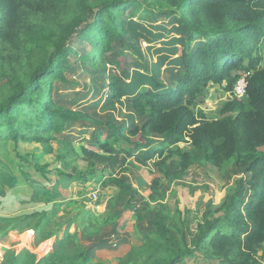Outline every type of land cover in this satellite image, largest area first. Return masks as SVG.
<instances>
[{
  "label": "trees",
  "instance_id": "1",
  "mask_svg": "<svg viewBox=\"0 0 264 264\" xmlns=\"http://www.w3.org/2000/svg\"><path fill=\"white\" fill-rule=\"evenodd\" d=\"M164 14L177 16L172 31L180 37L162 42L163 31L148 36L166 45L168 55L183 43L174 59L181 70L171 86L154 76V88L135 91L130 102L135 122L104 121L55 100L56 82L73 84L66 75L70 55L82 66L106 69L104 54L134 37L129 17L146 25ZM75 38L85 44L84 52L72 47ZM0 63V142L37 146V156L17 153L16 163L0 156V207L11 209L0 220L7 221L8 231L32 230L39 241L56 236L54 251L39 260L29 250L7 249L10 264H27L22 258H32L30 264H92L96 247L108 242L104 227L115 231L126 211L143 242L119 264H181L199 254L218 264H264V0H0ZM244 71L252 72L246 96L226 101L215 119L195 111L205 87L227 84L233 90ZM121 84L109 74L112 100L122 99ZM76 123L80 137L91 133L84 139L94 148L93 159L68 134V125ZM154 136L165 141L147 149ZM183 142L189 146L181 147ZM115 149L124 161L135 155L145 165L158 156L161 173L169 158H178L174 175L162 173L169 185L194 165L220 170L234 162L240 178L219 203L199 199L182 210L168 202L161 177L145 196L126 175L109 171H116L110 158L96 160L98 151ZM63 179L113 187L97 202L106 210L87 209L69 197L58 200L54 195Z\"/></svg>",
  "mask_w": 264,
  "mask_h": 264
},
{
  "label": "rangeland",
  "instance_id": "2",
  "mask_svg": "<svg viewBox=\"0 0 264 264\" xmlns=\"http://www.w3.org/2000/svg\"><path fill=\"white\" fill-rule=\"evenodd\" d=\"M129 18L128 26L131 29V35L134 37L129 38V36H126L124 44L117 42L114 46V51L104 54V64L106 65V69L101 66L96 68L82 66L77 60V55L72 54L69 56L72 65L68 69L66 75L73 84L66 85L56 82L53 92L55 100L60 101V103L70 106L73 109H81L90 113L94 112L102 117L104 121H108L110 118L119 121L122 120V116H127L126 121L131 123L135 122V120L130 118L129 114L132 110L129 108L127 109V106L130 105L131 99L133 95L136 94L135 91L137 89H140L143 86L154 88V84L151 82V78L154 76H156L161 83L169 86L176 81L181 67L174 63V59L180 55L183 43L181 47L178 42V44L174 46V48L177 47L178 51L174 54L171 53L168 55L164 48L166 45L160 42L157 43L153 37L148 36V33L151 31L154 35H157V33L163 31L164 36L160 39L162 42H167L172 36L176 38L180 37V34L172 31V27H175L178 23V19H174L177 18V16L175 14H164L146 25H143V22L137 18ZM139 24L142 25L139 26ZM196 45H198V42L194 43L193 47ZM72 47L80 52L86 50L85 44L78 38L74 39ZM158 48L163 50L158 53ZM171 48L172 47H170V50ZM122 52H125L124 56H121ZM163 58L165 61L160 63V60ZM116 61H119V64H117ZM260 66L263 67V62H260ZM109 74L117 75L121 79V86H123V89L126 92H124L121 100H112L113 98L110 97L108 88ZM3 78L4 75L0 63V82L3 81ZM231 98H234L233 90H231L227 84H210L201 91L198 99L195 100L194 109L195 111L204 110L210 118L215 119L219 116V109H221L223 104ZM68 126L70 131L68 134L79 151L82 152L86 159H93L92 154L90 153L94 151V148L89 145L90 143L86 141L87 139H84L89 138L90 140L92 137L91 133H85L84 137H80V131L82 130L80 123L69 124ZM85 131L86 129H84L82 133ZM179 145L181 147L189 146L187 142L179 143ZM36 147V145L28 144H19L15 147L12 142H0V156L5 160H12L16 163L18 162V158L16 157L17 153L21 155L27 154L37 156ZM98 154H101V156L96 159L99 163L105 162L107 158L111 159L112 162L108 164L110 166L114 164L111 168L116 169V171H110L108 168L111 173H124L133 181H136L138 175H143L148 180H151L152 174L150 173L149 168L157 169L156 162L154 161L151 162L150 165L139 163L134 159L124 161L126 156L120 154L118 151L116 152V149L112 151H98ZM189 168L190 170L188 169V171L179 178L173 179L169 185L171 186V206H178L182 210L193 208L194 204L197 203L199 199L211 198L215 203H219L227 192L234 189L235 181L240 178V173L237 171L234 162L220 170L203 165H194ZM178 169V158H171V163L166 168L168 171L166 174L170 176L174 175ZM30 170L31 172H34L32 169ZM148 170L150 174L148 173ZM164 172L165 171H162V173ZM168 177L169 176H165L164 180L169 181ZM52 179L55 182L53 177ZM100 185V182H93L85 187L78 182L70 180L60 181V192L54 196L62 201L67 200L68 196H70L71 199H73L72 197H75L78 202L85 204V208L96 210L97 212H104L105 209L103 206L106 204H97L101 196L107 194L101 193L102 186ZM93 191L99 192L97 200L92 198ZM6 207V209H1L0 207V214H11V209L8 208V206ZM60 213L62 214V212ZM7 228H10L9 225H7V221L0 220V250L3 253L0 264H2L4 259V261H6L4 264H10L8 258H11L12 254L7 253V258L5 252L7 249L13 250L15 254L21 253L22 250H29L35 256L36 260H39L54 251L56 244L55 235L43 241H39L35 239L32 230H26L19 233L17 231H8ZM6 230L8 232H6ZM74 230L75 227L70 228L71 232H74ZM134 232H136V238L141 237L137 231V227L134 228ZM142 242L141 239L139 245H141ZM82 244L85 245V241H82ZM139 245H132L130 249L124 251L121 254L122 256L118 258L115 256V251L105 254L101 253L102 256L96 258L95 264H119L120 261L131 251L133 246ZM261 255L262 251L259 252V256ZM199 256H201L199 258L200 260H195L194 262H189L187 264H218L205 259L200 254ZM32 260V258H29L28 260L22 258L21 262L25 261V263L30 264ZM181 264L186 263L182 262Z\"/></svg>",
  "mask_w": 264,
  "mask_h": 264
},
{
  "label": "crops",
  "instance_id": "3",
  "mask_svg": "<svg viewBox=\"0 0 264 264\" xmlns=\"http://www.w3.org/2000/svg\"><path fill=\"white\" fill-rule=\"evenodd\" d=\"M128 108L131 109L130 108V105L127 106V109ZM132 115H133L132 112H130L129 116H132ZM135 118L137 119V117H135ZM121 119H127V116H122ZM163 141H165L164 138L159 137V136H154V137H152V141L149 144V146L147 147V149H153L158 144L162 143ZM158 148H162V147H158ZM135 154L138 155L139 154V151L135 152ZM165 156H168V152L165 153ZM129 159H134L135 161H137V159L135 158V155H133L131 157H127L126 160H129ZM153 161L154 162L158 161V156H156L155 157V160H153ZM153 161H151V162H153ZM151 162H148L147 164L150 165ZM170 163H171V158H169L167 160V164L169 165ZM168 165H167V167H168ZM167 167H165V172H168L166 170ZM149 169H150V173L152 174L151 180H148L143 175H138L136 181H133V180H130L129 177L126 174H124V173L123 174L126 175L128 177V179H129V181L136 188H138L139 191L142 194H144L145 196L147 195V191L151 187V184H152V181L154 180V178L161 177V186L166 189V198H167L168 202L170 203L171 186H169V182L168 181H165L164 180L165 179L164 178L165 175H163L156 168H152V169L149 168ZM189 170H190V168H189ZM110 171H114V170L110 169ZM117 173H119V172H117ZM148 173H149V170H148ZM63 181H66V180L63 179ZM97 182H99V181H97ZM55 183H56V181L54 182V184ZM101 190H102L101 191L102 194L103 193L104 194L105 193L108 194V193L113 192V187H111V186H109L108 188H103L102 187ZM68 197L71 199L70 196H68ZM72 198L73 199H76L75 197H72ZM103 208L106 210V205H104ZM120 223L118 224V226H116L115 231L112 229V227H104V229H103V236L105 237V239L108 240V242L105 245H103V246L96 247V249H95V251L93 253V262H92V264H95L96 263V258H98V256H102L101 253L105 254V253H111V252L115 251L116 252V255L115 256L118 258V257L122 256L121 254L124 251H127L128 249H130V247L132 245H135V244L136 245H139L141 243V237L140 238H136V232H134V228H135V225L136 224H135V219H134L131 211H126L124 213L123 217L120 219ZM12 236H13V234H12ZM200 257L201 256L197 255L196 257H194L192 259H188L185 263L187 264L189 262H194L195 260H200L199 259Z\"/></svg>",
  "mask_w": 264,
  "mask_h": 264
},
{
  "label": "built area",
  "instance_id": "4",
  "mask_svg": "<svg viewBox=\"0 0 264 264\" xmlns=\"http://www.w3.org/2000/svg\"><path fill=\"white\" fill-rule=\"evenodd\" d=\"M250 71H246L244 73H242L239 77V79L237 80L236 84L234 85L233 88V95L235 98H242L244 96H246L247 94V86H248V79L251 76ZM99 197V192L97 191H93L92 192V198L94 200H97ZM3 257V253L0 250V261L2 260ZM1 263V262H0Z\"/></svg>",
  "mask_w": 264,
  "mask_h": 264
},
{
  "label": "clouds",
  "instance_id": "5",
  "mask_svg": "<svg viewBox=\"0 0 264 264\" xmlns=\"http://www.w3.org/2000/svg\"><path fill=\"white\" fill-rule=\"evenodd\" d=\"M245 72H246V71H245ZM240 75H241V74H240ZM238 79H239V78H238ZM238 79H237V80H238ZM235 84H236V83H235Z\"/></svg>",
  "mask_w": 264,
  "mask_h": 264
}]
</instances>
